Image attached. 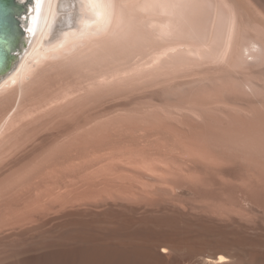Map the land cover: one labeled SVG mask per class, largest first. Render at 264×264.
Segmentation results:
<instances>
[{
  "label": "rangeland",
  "instance_id": "obj_1",
  "mask_svg": "<svg viewBox=\"0 0 264 264\" xmlns=\"http://www.w3.org/2000/svg\"><path fill=\"white\" fill-rule=\"evenodd\" d=\"M233 1L237 5L238 30L228 56L223 54L227 29L216 9L221 4L219 0H182L178 4L180 11L174 13L164 10L163 0H117L116 38L106 43L107 49L103 46L99 51L107 58L97 55L100 59L96 61V56H91L82 64L84 68L67 63L49 69L40 81L28 85L21 99L14 94L9 102V98L4 99V103L8 102L4 104L0 97V127L10 113L15 111V119L18 118L0 142V224H8L3 235L0 233V243L8 246L1 243L0 258L25 249V237L4 235L16 228L10 226L16 218L17 224H23L26 218L39 221L62 211L80 209L78 202L62 206L61 199L80 197L82 188L99 194L101 187L110 185L114 190L118 186L115 181L94 178L103 164L113 162V158L98 154L107 145H144L159 171L177 175L188 172L179 177L174 192L159 190L157 187L162 184L149 181V196L164 198L175 194L179 201L200 205L197 210L204 213H216L221 208L220 214L228 215L232 210L231 214L241 216L243 222L264 226V200L254 192V181L260 182L259 175L264 172V44L262 51L259 47L251 51L243 47L251 36L260 35L264 41V0ZM167 23L172 26L170 32ZM31 33L27 28L22 33L11 66L21 60ZM153 52L162 56L160 65H154ZM123 60H127V65ZM116 65H121V69ZM114 66L127 71L119 76L116 69L113 73H118V77L101 82L99 78L114 70ZM65 90H69L68 94ZM223 168L231 169V173L225 174ZM111 171L133 173L139 180H147L143 174L116 162ZM216 180L228 188L232 184L230 196L222 195L215 201L209 197L205 189ZM258 186L261 183L255 187ZM139 192L136 188L130 193L138 200L126 198L120 202L145 205L144 193ZM120 205L114 207L137 216L140 213ZM191 206L187 208L195 211ZM82 208L100 211L105 207Z\"/></svg>",
  "mask_w": 264,
  "mask_h": 264
},
{
  "label": "bare ground",
  "instance_id": "obj_2",
  "mask_svg": "<svg viewBox=\"0 0 264 264\" xmlns=\"http://www.w3.org/2000/svg\"><path fill=\"white\" fill-rule=\"evenodd\" d=\"M219 1L221 4H217L216 9L221 12L223 21L220 22H223L226 26L225 28L227 29V37L225 36L224 39V47L226 46V48L223 52V54L225 53L227 55V52L234 44V33H237L238 30L237 5L233 0ZM18 2L23 5V10L19 14L15 12L16 10H13V15L17 19L16 24L13 25V27L10 26V31H13L14 34L16 32L17 25L23 30V32H25L26 28L30 29L32 32L30 35L31 41L27 50L21 56V60L17 64L13 66H7L6 60H2V64H0V97H3L2 103H4V99L6 98H9V102L11 99L10 96L14 94H16L17 97L21 99L28 85L34 81H40L38 79L41 78V76H45L43 74L49 69L59 68V66L62 67L67 63H73L74 65L81 64L82 66V64L88 62V58L89 60L91 59V56H96V61L100 59L98 58L97 60V57L99 56H104V58L108 57H105L106 54L101 55L102 53L99 51L104 49L103 46H105V48L107 47L106 43L116 38V18L118 16L117 0H30L29 2L26 0H18ZM179 2H182V0H163V8L168 13L179 12ZM23 22L25 23L26 28L23 26ZM168 25L169 29L167 28V30L170 32L172 31V26H170V23ZM259 36L249 37L248 41H246L247 43H245L243 47L249 51L252 49L255 50L256 47H259V49L262 51V44H264V41L263 39L259 38ZM10 44L11 40L8 41V44H2V46L7 47L6 45ZM167 49L165 48L166 51ZM7 50L10 54L13 53L11 47H9ZM109 50H111V48ZM147 50L149 51V49ZM165 50L163 49V53ZM105 52H107V50H105ZM252 52L254 53V51ZM163 55H165V53ZM153 58L154 65L157 66V63L159 64L161 62L162 56L160 54L157 56L155 53ZM140 59L141 57L139 60ZM103 61L105 60L103 59ZM113 61L115 60L113 59ZM126 61L127 60H123L124 63ZM99 62L102 63V61ZM140 62L142 63V61ZM146 63L149 62L146 61L145 64ZM121 65H119L120 67L118 65L116 66L121 69ZM125 65H127V62ZM154 65L152 62L153 67ZM116 66H114V70L112 69L111 72L108 70L107 72L105 69L107 74L112 73L111 75L109 74V78L107 74H104L105 76L103 75L102 78H99V80L101 79V82L107 81V79L110 80L111 76L113 79V76L116 75L115 72L118 70V67ZM145 66L147 67V65ZM152 66L150 68H152ZM156 66L154 68H156ZM146 67L145 69L147 70L148 68ZM122 69H124L125 72L127 71V69L125 70L123 67ZM130 69L134 70V68ZM145 69L143 70L145 71ZM113 71H115V74ZM101 72L102 71L100 70L99 74L102 75L103 73ZM118 72L119 76H121L120 74L123 73L119 70ZM125 72L122 74V76L125 74ZM138 73H140L139 70ZM116 76L118 77V73ZM117 77L115 78L117 79ZM120 78L121 77H119V79ZM75 84L77 83L75 82ZM70 90L72 89L70 88ZM65 91L66 92L64 93H67L69 90ZM12 98H14V96H12ZM44 105L46 106L45 103ZM14 115L15 111L7 116L6 121L2 127H0V142L2 139H4L5 133L8 131L7 129L10 127V125H12L14 121L18 119H15ZM107 146L108 147H102L104 151L100 150V153L98 154L104 158H113V162L109 161L103 164L101 169L99 168L100 171L96 173L97 176L94 177L93 175V177H100L105 182L115 181L118 183V186L114 188V190L112 187H109L110 185H107L108 187L105 186L104 189L101 187L99 189V194H95L89 190H82V188L80 191V197L78 196V198L73 199H61L62 206L67 207L70 205V203L73 205L75 202L77 205L78 202V204L80 203V209L77 208L62 211L59 214L52 215L39 221H34L35 219L33 220L31 218L26 220V218L25 220L23 219L25 221V223L23 222L24 226L23 224L19 223L22 226H19V228H17V225H19L17 224L19 222L17 221L18 219L16 218L17 220L15 219V221L13 219L14 222L10 226L11 228H16L12 229V232L9 234L4 235L10 237L16 235L25 237V249L18 254H14L11 252L12 249L9 248V250L11 249L10 252L12 256L0 258V264H264V226L255 227L250 225V223H245L240 219L242 218L241 216L238 215V217L235 214H231L233 213L230 212L232 210L228 211V215H221V211L219 212L221 208H219L218 211H215L216 213H204L200 210H197L200 208V205L186 204L182 201H179L174 198L175 194H171L173 197L171 196L164 198L162 196H149L152 193L148 187L149 181L154 180L157 183L162 184V186L157 187L159 190H169L174 192L178 187L179 177L187 176L188 172L177 175L174 173L159 171L157 165L151 161L152 157L147 152V148L144 145ZM95 156L98 158V155L95 154ZM115 162L118 165H123L125 168H130L132 172H136V174H143L146 176L147 180H139L137 178L138 175L136 176L133 173L112 172L111 168L113 165H115ZM247 162L244 165H246ZM198 163H200V161H198ZM248 164L246 166H248ZM255 167L258 166L255 164ZM230 170H225V174H228L227 172L231 173ZM232 171L234 170L232 169ZM225 174L224 176L226 177ZM220 175L218 176L220 177ZM194 177L195 176H193V178ZM193 178H189V181H195ZM258 179L260 182H257V180L254 182L257 184L261 183V186L256 188L255 186L257 184H255L254 192L258 194L257 195L255 193L257 196H260L259 198L264 200V172L259 175ZM186 180L188 182V179ZM219 181L221 183L224 182L221 178H219ZM219 181H212L210 188L205 189L213 201L219 199L222 197V195L230 196L232 191L230 189L232 184L228 188L220 184ZM136 188L141 192V194L144 193L145 201L142 199L141 201H144L145 205L140 204L138 206H128L127 204L120 202V199L125 200L127 198V200H131L130 198H132V195H130V193L132 189ZM72 197H74V193ZM132 199L134 201L138 200L135 197ZM199 199L203 200L204 198ZM186 201L187 200H185V202ZM196 202L199 201L196 200ZM216 202L218 206V201ZM115 204H121L120 206H128L131 209L130 211H139L141 214L137 213V216L135 214L125 213L122 210L116 209L114 207ZM87 205L102 206L105 208L100 211H85V209L82 207ZM190 205H192L191 207H194L196 210L191 211V209H188L187 207ZM224 205L222 207H224ZM227 210L228 209H226V211ZM212 211L213 210L209 212ZM260 224L261 223H259V225ZM6 226H8V224H0V233L4 232V228ZM3 238L5 239V237ZM1 243H3V241ZM1 243V246L5 244ZM6 244L3 245V247L7 246ZM7 247H5L6 250ZM3 254L4 253H2V255Z\"/></svg>",
  "mask_w": 264,
  "mask_h": 264
},
{
  "label": "water",
  "instance_id": "obj_3",
  "mask_svg": "<svg viewBox=\"0 0 264 264\" xmlns=\"http://www.w3.org/2000/svg\"><path fill=\"white\" fill-rule=\"evenodd\" d=\"M30 1V0H26ZM13 10L17 14L21 13L23 10V5L18 2V0H0V64L2 60L7 61V66L11 65V61L14 58L17 48H19V41L21 40V35L23 30L20 27H16V32L10 31V26L16 24V17L13 15ZM11 40L10 45L7 47L2 46V44H8ZM9 47L12 48L13 53H9L7 50Z\"/></svg>",
  "mask_w": 264,
  "mask_h": 264
}]
</instances>
